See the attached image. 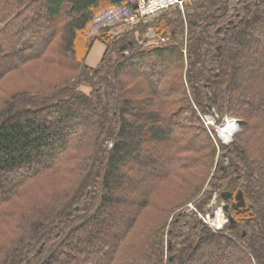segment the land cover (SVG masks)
I'll use <instances>...</instances> for the list:
<instances>
[{"label":"trees","instance_id":"obj_1","mask_svg":"<svg viewBox=\"0 0 264 264\" xmlns=\"http://www.w3.org/2000/svg\"><path fill=\"white\" fill-rule=\"evenodd\" d=\"M123 5L0 0V81H32L0 109V264H264V0L164 13L158 46L107 32L90 67L89 27ZM200 113L242 130L218 154ZM215 194L216 231L184 208Z\"/></svg>","mask_w":264,"mask_h":264},{"label":"rangeland","instance_id":"obj_2","mask_svg":"<svg viewBox=\"0 0 264 264\" xmlns=\"http://www.w3.org/2000/svg\"><path fill=\"white\" fill-rule=\"evenodd\" d=\"M193 1H195V0H184V11L183 12H185L186 4L192 3ZM107 7H105V8H107ZM105 8H103V9H105ZM178 10L181 11L180 9H178ZM160 19H161V17L153 18V19H151V20H149L147 22L141 23L144 26V32L143 33H139L138 31H136L135 30L136 28L133 29V30L125 29V28H114V29L112 28V29H110V31H104V30L100 31L98 33V37L97 38H101V37H103V35H105L107 32H109L107 35L110 37V39H109L110 41L116 40V39L118 40V35H121L122 33H126L127 31H133V32H131L133 37L137 38L140 35V36H142V39L144 41H146L147 44H149V45L152 44L153 45L154 41H159L160 40V38H159V36L157 34V31H156V25L158 24ZM187 33H188V21L185 23V35H186V37H187ZM88 34L89 33H87L88 40L92 41V37L90 35H88ZM103 46H105V45L101 41H98L96 39V41H95V43L93 45V50L90 51L91 55H90V58H89V61H88V65L90 67L95 68L99 64L97 62L101 61L105 51L104 52H100V47L103 48ZM105 49H106V47H104V50ZM39 70H40V73H43V74H46V75L50 74V72L44 67H41V69H39ZM30 77H31L30 74L27 73V72H17V73H15L13 75L10 74L7 77H4L3 80L0 81V109L2 108V106L4 104V100L6 98L7 99H8V97L10 98V96H12L18 90H21V88H24L27 84H30L32 82ZM82 89L84 91H86V92L89 91V88L86 87V86H83ZM200 115H201V118H202V122L207 127V130H208L210 136L213 138V140L215 142V145L218 148V154L221 152V150H220L221 149V145L222 144L229 145L230 143H232L234 136L237 133L241 132V130H242V128L240 126V122H239V125L236 126L237 128L234 131L232 139H230L228 141V143H225V141L223 139H221V138H219V137H217L215 135V133H214L215 130L213 129V125H209L211 127H208V121H210V118L214 117L213 119L217 120V119H219V116L216 113L214 114V116L212 114H202V113H200ZM231 120L236 121L237 119L231 118V117H225L222 125L226 124L227 122H229ZM218 159H219V157H217L215 168L213 169L212 174H211L210 178L208 179V182L205 185L204 190H203L202 194L200 195V197L203 196L205 190L210 191V189H211L210 181H211V179L213 177V174L216 171V168H217V165H218ZM163 197L165 198L166 196H163ZM226 205L227 204L225 203V201H221L219 199V195L215 194V196L211 199L210 203H208V205L205 206L204 212L200 213V212H198L196 210L195 202H191V203L187 204L184 208H185V210H187V213H191V212L192 213H197V215H198V217L200 219H202V215L201 214H203V213H208V214H210L211 218L215 219L216 218L215 217L216 213L219 211L221 214L219 216V219L218 218L217 219L224 223L225 218H227L229 216L228 215V210L229 209L226 211L225 208H224V206H226ZM144 221H145V219H144ZM228 223H230V221H228L227 223L225 222L224 227ZM145 225L146 224L144 223V226ZM166 243H167V241H166Z\"/></svg>","mask_w":264,"mask_h":264},{"label":"built area","instance_id":"obj_3","mask_svg":"<svg viewBox=\"0 0 264 264\" xmlns=\"http://www.w3.org/2000/svg\"><path fill=\"white\" fill-rule=\"evenodd\" d=\"M133 4H136L137 7L133 8L126 5L112 6L98 13L88 31L89 35L92 37V41H96L98 33L102 30L105 31L112 28H125L133 30L139 23L147 22L174 9H180L182 12L184 11V0H133ZM166 40L167 39L165 38H160L159 41H154L153 45H161L166 42ZM212 115L214 116V114ZM213 118L214 117L210 118V121H208V127H211L209 125H213L215 135L223 139L225 143H228L230 138L224 136L226 128L223 127L222 124H217L216 120ZM220 130L221 132L223 131V133H219ZM227 130L230 131L229 129ZM220 214L221 213L218 211L215 216L216 218L213 219L210 217V214L203 213L201 214V220L210 228L214 230H221L223 229L225 222L227 223L229 221V216L225 218L223 223L218 220Z\"/></svg>","mask_w":264,"mask_h":264},{"label":"water","instance_id":"obj_4","mask_svg":"<svg viewBox=\"0 0 264 264\" xmlns=\"http://www.w3.org/2000/svg\"><path fill=\"white\" fill-rule=\"evenodd\" d=\"M136 7H137V5L134 4L133 5V8H136ZM124 48H126V46ZM233 124L235 125V127H234V125H233V127L236 129V126L239 125V121L238 120L233 121ZM223 127L226 128L225 129V132L228 133L227 134V137L230 138V139H232V136L234 134V131H231L230 132V131L227 130L228 124H224ZM222 197L225 200H230V199H232L234 197L235 198V203L233 204V208L236 209V210L239 209V208H241V207H244L246 205V203L244 201V198H243V194H242L241 191L239 193H237L235 196H233L232 193H225V194L222 195ZM228 209H229V207L227 206L225 208V210H228ZM229 219H230V222H233L232 216H230Z\"/></svg>","mask_w":264,"mask_h":264},{"label":"bare ground","instance_id":"obj_5","mask_svg":"<svg viewBox=\"0 0 264 264\" xmlns=\"http://www.w3.org/2000/svg\"><path fill=\"white\" fill-rule=\"evenodd\" d=\"M233 125H234V124H233V121H231V122L228 123V127H227V129H229L230 132H231V131H235V128H234L235 125H234V127H233ZM236 128H237V127H236ZM219 133H223V131L221 132V130H220ZM227 134H228V133H225V132H224V136H227ZM221 135H222V134H221Z\"/></svg>","mask_w":264,"mask_h":264},{"label":"crops","instance_id":"obj_6","mask_svg":"<svg viewBox=\"0 0 264 264\" xmlns=\"http://www.w3.org/2000/svg\"><path fill=\"white\" fill-rule=\"evenodd\" d=\"M104 47H105V46H103V48L100 47V52H104V51H105V50H104ZM92 50H93V48H92ZM90 55H91V54H89V56H88V58H87V64H88V61H89ZM99 62H100V61H99ZM99 62H97V63H99Z\"/></svg>","mask_w":264,"mask_h":264},{"label":"flooded vegetation","instance_id":"obj_7","mask_svg":"<svg viewBox=\"0 0 264 264\" xmlns=\"http://www.w3.org/2000/svg\"><path fill=\"white\" fill-rule=\"evenodd\" d=\"M233 199V200H232ZM232 199H230L231 200V207H233V204L235 203V198L233 197ZM228 205H226V207H227ZM229 207V206H228Z\"/></svg>","mask_w":264,"mask_h":264}]
</instances>
